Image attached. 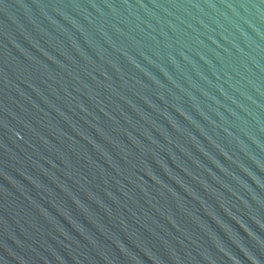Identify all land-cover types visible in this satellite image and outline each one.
Here are the masks:
<instances>
[{
    "label": "water",
    "instance_id": "water-1",
    "mask_svg": "<svg viewBox=\"0 0 264 264\" xmlns=\"http://www.w3.org/2000/svg\"><path fill=\"white\" fill-rule=\"evenodd\" d=\"M0 264H264V0H0Z\"/></svg>",
    "mask_w": 264,
    "mask_h": 264
}]
</instances>
